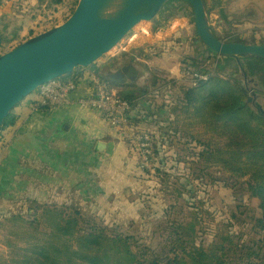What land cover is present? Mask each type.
Returning <instances> with one entry per match:
<instances>
[{
  "label": "crops",
  "instance_id": "obj_1",
  "mask_svg": "<svg viewBox=\"0 0 264 264\" xmlns=\"http://www.w3.org/2000/svg\"><path fill=\"white\" fill-rule=\"evenodd\" d=\"M23 1L20 20L14 16L12 22L10 17L0 15V24L4 22L10 26H4L0 36L11 37L0 47L2 50L14 48L31 33L34 35L53 23H61L68 14H61L68 7L59 5L52 11L43 8L37 0ZM246 6L255 15L240 16L234 23L231 20L230 30L220 33L234 36L235 41L264 44V10L254 0H231L224 12L231 15ZM186 23L187 19L180 16L166 28L164 25L157 29L142 27L141 32L134 30L129 42L144 40L148 43V58L142 60L140 57L137 61L149 69L152 78L139 91L131 83L111 85L121 96L127 92L135 94L128 117L129 130L121 133L109 126L98 111L79 105V99L93 95L91 69H82L69 102L44 105L36 94L29 101L19 103L14 111L15 123L5 127L0 138V208L16 210L24 207L25 210L28 204L53 206L63 200L74 203V198L93 204L107 195L109 206L118 208L122 202L127 204V210L123 212L126 217L128 213L130 218L141 215L143 210L137 195L145 185L136 177L138 152L133 130L144 133V129H149L145 124L151 121L159 126L172 121L170 108L177 105L184 88L196 84L185 76L183 63L201 71L203 68L208 70L203 60L211 59L198 37L193 39L191 35H185ZM195 51L200 53L202 60L192 55ZM180 56L182 60H179ZM40 106L47 107L41 109ZM97 140L106 143L103 154L94 149ZM62 194L64 199H59ZM116 196L120 199L115 200Z\"/></svg>",
  "mask_w": 264,
  "mask_h": 264
},
{
  "label": "rangeland",
  "instance_id": "obj_2",
  "mask_svg": "<svg viewBox=\"0 0 264 264\" xmlns=\"http://www.w3.org/2000/svg\"><path fill=\"white\" fill-rule=\"evenodd\" d=\"M243 2H249V0H243ZM254 2L264 10V0H254ZM179 4L180 7H175L168 3L160 13L159 18L151 24V27L159 28L158 24L160 21L166 18V10L175 7L172 14L165 19V23H161H164L166 28L168 27L167 24L174 21L176 17L183 16L187 19L185 35H191L195 39L198 36L195 34L193 25L192 8L184 0H179ZM24 5L23 0H0V15L10 17L12 22L15 20H13L14 16H17L20 20ZM62 6L68 8L61 14L68 13L69 16L71 14L69 11L70 6L75 7L74 0H64V3H61L59 7ZM52 7L53 5L51 4L49 9L54 11L56 6ZM43 8L47 9L45 5H43ZM49 21L46 22L48 23ZM148 25L150 24L142 22L135 29H139L138 32H141L140 28L148 27ZM164 27L161 29H164ZM8 28H10L9 25ZM134 43L137 46L130 47V44H133L131 42L119 44L108 55L117 56L122 52L123 48H126V52L130 53V59L136 60L138 53L148 49V43L144 40H138V42ZM0 50L5 52L8 51V48L5 47ZM199 54L197 51L192 53L197 60L201 59ZM185 59H188V57ZM179 60H182V56L179 57ZM204 60L203 65L208 68L210 73L218 74L225 78H233L236 73L234 66H230V68L224 66L221 69L216 65L217 60L212 58L205 60V62ZM229 65H232V62ZM260 67L259 64L256 69ZM76 70L80 71L82 69L77 68ZM185 76L187 77V75ZM110 85L112 84L110 83ZM39 91L38 89L31 94L32 96H27L22 102L29 101ZM124 95L125 93L122 94V96ZM44 105L50 104L44 103ZM16 107L11 112L13 111L14 113ZM173 108H170V110L172 111ZM177 116L179 127L182 123V112L178 111ZM145 125L149 129H144V132L152 135L156 142L157 153L153 162H151V169L142 170L139 168L141 173L138 174V177L142 180V185H145L144 190L137 195L139 197L137 201L141 210H143L141 215L130 218L131 216L128 213V217H126L123 212L127 210V204L122 202L121 205L117 206L118 208L115 205L109 206V202H107L109 196L107 195L98 202L93 201V204L90 203L92 201L84 202L80 198H74V203L63 200L61 204L53 205L56 211L62 209L60 212L66 217L73 215L74 210L78 211L84 218V221L80 222L78 226L84 231L92 223L101 228L104 227L108 234L117 232L122 235H133L134 240L143 244L151 257L164 255L167 248L169 249V232L167 228L172 222L186 223L192 218L196 224L195 239L197 242L201 241L204 244H208L216 239L218 235L229 234L239 245L253 246L254 242L261 237L260 233L253 227L254 218L258 214V199L250 196L247 190L246 178L231 177L219 167L205 164L200 160L199 156L196 157L194 155L199 149L198 147L193 148L195 143L182 135L178 127L174 128L172 123L165 125L163 130L159 129L161 125L159 126V124L153 122ZM174 129L176 130L175 133ZM2 131L3 129H0V138H2ZM173 133L174 135H172ZM139 134L141 133H138L135 129L133 130L135 144ZM154 136L157 138L155 139ZM136 165L139 167V159ZM174 186L183 188L181 196L177 197L173 193L172 189ZM63 197L64 194L59 199H64ZM74 197H76L75 194ZM119 199L120 197H115V200ZM42 212V208H37V206H32L31 204H28L25 210L24 207L16 208V210L0 208V259L9 260L17 253H21L27 245L33 242L44 244L54 238V235H49L50 224H53V221L47 216L51 215V213ZM70 243L74 248V238L70 240ZM252 261L253 263L258 262Z\"/></svg>",
  "mask_w": 264,
  "mask_h": 264
},
{
  "label": "trees",
  "instance_id": "obj_3",
  "mask_svg": "<svg viewBox=\"0 0 264 264\" xmlns=\"http://www.w3.org/2000/svg\"><path fill=\"white\" fill-rule=\"evenodd\" d=\"M37 1L48 9L51 4L54 8L64 3V0ZM73 9V6L69 8L70 13ZM67 17L68 14L64 20ZM202 72L207 74V78L182 90L177 107L171 111L174 120L159 129L163 130L170 123L174 128L178 127L177 113L182 112V123L178 129L195 143L193 148H199L194 155L231 177L246 178L250 196L258 199V214L253 227L261 237L253 246L239 245L229 234L218 235L208 244L197 242L196 224L192 218L186 223L172 222L167 228L169 249L164 255L151 257L133 235L108 234L104 227L92 223L84 231L78 226L84 221L78 211L74 210L73 215L66 217L61 214L62 209L56 211L54 206L37 205V208H42V213H51L47 216L53 221L49 235H54V238L44 244L33 242L11 259H0V264H264V117L244 103L246 93L238 82L210 75L204 68ZM81 75L82 70H75L69 78L78 82ZM124 97L131 101L135 94L127 92ZM46 107L40 106L41 109ZM15 121L12 111L0 129L13 125ZM154 144L152 162L157 153L156 142ZM136 170L139 178L141 171L138 165ZM172 190L177 197L182 195L181 186H174ZM72 238L74 248L70 243ZM252 260L258 262L253 263Z\"/></svg>",
  "mask_w": 264,
  "mask_h": 264
},
{
  "label": "water",
  "instance_id": "obj_4",
  "mask_svg": "<svg viewBox=\"0 0 264 264\" xmlns=\"http://www.w3.org/2000/svg\"><path fill=\"white\" fill-rule=\"evenodd\" d=\"M184 1L192 8L194 29L208 56L221 66L228 60L236 63L238 72L233 78L246 92L244 103L258 114L261 104L254 100L258 96L255 85L249 87L247 83L256 76L241 72L245 71L243 62H256L264 68V44L219 40L210 25L209 0ZM168 3L180 7L179 0H77L63 22L51 24L8 51H0V128L11 110L27 96L48 83L69 78L77 68H89L92 74L112 84L131 83L138 91L146 87L152 74L137 61L148 58L145 49L136 55V60L130 59L126 48L117 56L108 53L129 42L138 24L146 22L151 28ZM164 25L160 22L159 28ZM10 40V35L0 36V47ZM94 149L103 154L106 143L98 141Z\"/></svg>",
  "mask_w": 264,
  "mask_h": 264
},
{
  "label": "built area",
  "instance_id": "obj_5",
  "mask_svg": "<svg viewBox=\"0 0 264 264\" xmlns=\"http://www.w3.org/2000/svg\"><path fill=\"white\" fill-rule=\"evenodd\" d=\"M150 52L145 49L144 55ZM183 72L193 83L207 78V74L202 70L193 69L183 63ZM210 74V72L208 73ZM91 83L94 87L93 95L81 98L78 103L81 107L98 111L105 122L122 133L124 130L131 129L129 113L132 110V101L116 93L110 82L92 74ZM77 82L71 78L55 80L42 86L39 90V100L50 105H58L69 102L70 93L76 88ZM155 141L152 135L144 132L138 135L136 144L139 159V168L142 170L151 169L153 158V145Z\"/></svg>",
  "mask_w": 264,
  "mask_h": 264
},
{
  "label": "flooded vegetation",
  "instance_id": "obj_6",
  "mask_svg": "<svg viewBox=\"0 0 264 264\" xmlns=\"http://www.w3.org/2000/svg\"><path fill=\"white\" fill-rule=\"evenodd\" d=\"M208 2L210 3V8L208 11L210 25H211L212 30L214 31V34L216 35V37L219 40H224V39H227L225 41H234L235 40L234 36H232V35L230 37V36L223 35V34L221 35V33H220L221 31L223 32V31H229L230 30L229 27H230V21L231 20L232 21H234V20L238 21L239 20L238 17H240V16H246L247 15V16L252 17L255 15L254 11H251L248 6L243 7V9L241 11L238 10L234 14H231V15L226 14L224 11H225L226 6L229 4L230 0H209ZM174 8L171 7L170 9L166 10V18L169 17L168 15L172 14ZM165 19L161 20L160 22H164ZM4 26H6L8 28V24L2 22L0 24V31H1V29H3ZM135 46H137V45H135ZM133 49H135V47H133ZM230 62H232V65H229ZM216 65H218L217 67H219L221 69L224 66L226 68H230V66H234L236 68V73L238 72L237 65L232 60H230V61L228 60L224 66H221L219 64V61H216ZM242 65L245 68V71L241 72L242 74L243 73H246V74L249 73L248 77L256 76L255 79L250 78L252 80L247 81V83H249V87L251 85H253V86L255 85V87H254L255 90H254V88H253V90L258 94V96L254 100L256 103L261 104V106L259 107V110H258L259 111L258 114L264 117V68L256 69L257 65H258L256 62H253L252 64L243 62ZM237 77H239V76H237ZM230 79L235 80L237 82V79H234V78H230Z\"/></svg>",
  "mask_w": 264,
  "mask_h": 264
}]
</instances>
